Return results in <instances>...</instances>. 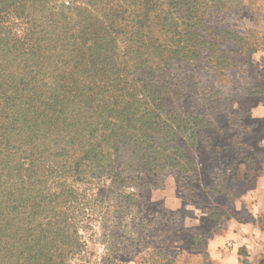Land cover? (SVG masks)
I'll list each match as a JSON object with an SVG mask.
<instances>
[{
	"label": "rangeland",
	"instance_id": "obj_1",
	"mask_svg": "<svg viewBox=\"0 0 264 264\" xmlns=\"http://www.w3.org/2000/svg\"><path fill=\"white\" fill-rule=\"evenodd\" d=\"M211 2L219 7L208 10L206 38L218 45L223 59L215 53L182 69L171 64L162 81L180 85L173 99L176 113L203 115L195 121L206 127L199 125L186 136L177 129L176 136H157L140 148L134 136H117V150L111 136H76L72 145V136H45L41 142L45 147L39 150L48 159L34 165L35 175L46 182L41 190L45 199L57 198L43 202L48 210L43 215V210L30 213L27 228L34 242L53 231L49 222L67 220L68 229L74 226L67 247L75 248L66 264H215L206 252L208 239L228 219L250 221L258 214L249 204L250 190L262 173L248 175L237 167H264V0ZM110 4L97 6L101 14L108 13ZM126 11L121 27L133 24L131 10ZM71 13L68 23L74 31L94 30L83 13ZM29 25L14 13L0 18V30L12 40L24 38ZM130 73L137 85L144 82L139 69ZM160 78L156 73L153 79ZM38 148L22 145L7 151L28 167ZM94 154L95 160L90 158ZM79 160L76 174L61 173L63 164L72 167ZM16 190L1 179L0 205L17 199ZM19 221L26 226L24 219Z\"/></svg>",
	"mask_w": 264,
	"mask_h": 264
},
{
	"label": "trees",
	"instance_id": "obj_2",
	"mask_svg": "<svg viewBox=\"0 0 264 264\" xmlns=\"http://www.w3.org/2000/svg\"><path fill=\"white\" fill-rule=\"evenodd\" d=\"M116 2L0 0V18L14 13L30 24L19 40L0 30V180L8 179L19 192L17 199L0 205V264H66L75 248L67 247L74 234L67 220L49 222L52 232L30 240L28 218L40 210L43 215L48 211L43 202L57 198L45 199L41 190L46 182L35 175L34 165L48 159L39 150L45 147V136H72L69 145L76 136H111L117 150V136H134L140 148L157 136H176L177 129L186 136L199 125L206 127L195 121L203 115L176 113L173 99L180 85L162 81L171 64L182 69L203 57L220 56L218 45L206 38L208 10L219 6L211 0ZM109 3L108 13L101 14L97 6ZM127 7L133 24L121 27ZM71 12L83 13L94 30L74 31L68 23ZM133 67L145 78L142 84L130 76ZM156 73L161 75L158 80L153 79ZM96 79L105 86H93ZM173 79L178 81L177 76ZM22 145L39 147L28 167L7 151ZM80 160L72 167L63 164L61 173L76 174Z\"/></svg>",
	"mask_w": 264,
	"mask_h": 264
},
{
	"label": "crops",
	"instance_id": "obj_3",
	"mask_svg": "<svg viewBox=\"0 0 264 264\" xmlns=\"http://www.w3.org/2000/svg\"><path fill=\"white\" fill-rule=\"evenodd\" d=\"M237 171L248 175L262 173L255 178L256 185L250 190L249 204L258 214L250 221H240L235 217L228 219L225 227L208 239L206 252L215 264H260L264 260V220H259L261 215L264 217V167L240 164Z\"/></svg>",
	"mask_w": 264,
	"mask_h": 264
}]
</instances>
